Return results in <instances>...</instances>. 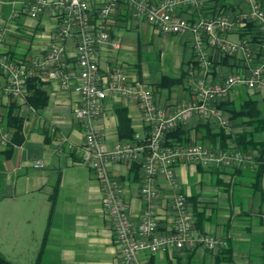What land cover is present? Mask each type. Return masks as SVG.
Segmentation results:
<instances>
[{
	"label": "crops",
	"instance_id": "crops-1",
	"mask_svg": "<svg viewBox=\"0 0 264 264\" xmlns=\"http://www.w3.org/2000/svg\"><path fill=\"white\" fill-rule=\"evenodd\" d=\"M11 6L8 11L0 7V29L5 31L1 52L6 56L31 65L34 57H41L54 41L58 18L55 10L47 9L38 17H31L26 6L33 0H0ZM54 1V0H50ZM96 15L105 0H87ZM264 6V0H259ZM246 9L243 0H199L197 5L181 1L176 13L190 20L201 16L223 13L235 17ZM108 21L112 40L126 30L147 36V45L135 51L129 43L114 48L108 42L98 45L99 70L105 80L114 67H123L129 78L150 87L159 106L172 110L196 99L198 86L224 81L228 76L247 71L244 53H222L202 35L203 43L197 44L192 31L168 33L152 25L144 16L136 18L126 0ZM153 29V30H152ZM172 35L175 41L169 47V60L162 48L156 54L163 69L151 67L143 59L142 51L152 50L155 32ZM226 38L240 42L239 32H226ZM75 40L66 43L67 70L71 75L68 86L46 73H38L47 103L34 107L28 101L26 85L21 97L0 96V119L7 138L0 133V253L16 264H117L119 248L114 234L113 221L103 207V190L94 169L83 156L84 125L75 113L79 94L75 89L76 53ZM258 54L255 63L262 62L258 45L250 46ZM203 61L207 62L206 66ZM173 69V73L166 72ZM164 77L167 80L164 81ZM176 79V82H172ZM6 78L0 75V84ZM252 98L264 115V91L249 89L242 83L235 84L229 93L216 103L225 102L224 117L227 126L216 119L199 115L180 123L193 135L200 123L216 129L224 127L227 133L253 130L245 124L246 118L232 119L231 107L240 109L243 102ZM21 119L20 143H14L16 127L8 122L9 116ZM95 125L102 132L104 142L112 147L128 134L140 141L149 135L150 128L143 119L142 108L134 98L108 96L101 102ZM262 134L257 132L256 139ZM231 138L227 139L230 142ZM219 148V139L215 142ZM252 160L245 167H223L214 164L182 163L175 168V188L165 175L158 177L161 196L150 200L140 193V168L136 161L112 163V177L123 188V199L128 206L134 225L140 221L143 210L153 205L159 220L158 234L167 233L172 227L174 212L172 201L178 192L187 195L190 209L195 202L203 213L202 231L227 241L231 259L218 264H261L264 244V203L261 193L254 187L251 170L257 152H247ZM41 160L42 166H35ZM239 169H242L241 171ZM264 188V176L262 180ZM194 214V213H193ZM199 232L195 229V233ZM225 246V247H226ZM211 250L197 244L175 252L145 251L141 258L150 264H215L222 249ZM39 258V261H38Z\"/></svg>",
	"mask_w": 264,
	"mask_h": 264
},
{
	"label": "built area",
	"instance_id": "built-area-1",
	"mask_svg": "<svg viewBox=\"0 0 264 264\" xmlns=\"http://www.w3.org/2000/svg\"><path fill=\"white\" fill-rule=\"evenodd\" d=\"M181 1L197 5L199 0H126L133 16H144L152 25L168 33L192 31L197 44L203 43L202 35L207 34L208 43L220 52L244 53L243 60L247 71L228 76L224 81L212 85L198 86L196 99L175 107L172 110L156 103L153 90L146 84L129 78L123 67H114L107 80L99 70L98 45L109 42L114 48L120 43L112 40L108 32V21L119 7L120 0H105L94 15L87 0H33L26 6L31 17H38L47 9L55 10L58 27L50 48L41 57H34L32 64L11 59L1 52L5 43V31L0 29V75L6 78L0 84V96L21 97L25 94L27 81L38 73H46L51 79H57L68 86L71 75L67 70L66 43L75 40L76 82L79 94L75 113L84 125L85 141L83 156L94 169L103 190V207L113 221V229L119 248L117 264H150L141 258V253L154 254L159 251L175 252L193 248L199 244L204 248L217 250L227 245V241L210 233L197 232L194 229V215L190 209L186 194L178 192L172 201L174 212L172 227L167 233L158 234L159 220L153 205L142 212L140 221L134 225L129 216L128 206L123 199L120 182L112 177L109 166L112 163L136 161L140 163V193L154 200L161 196L158 177L165 175L175 188L179 185L175 179V168L182 163L202 165L245 167L251 163V156L239 149L213 148L195 143L191 145L170 146L165 143L167 133L180 123L194 115L205 119H216L222 126L229 121L223 110L216 105L231 88L242 83L249 89L264 91V6L259 0H243L246 9L235 17L223 13L201 16L190 20L176 13ZM253 25V30L243 35L240 42L226 38V32H239ZM251 43L258 45L262 62L251 66L257 59ZM207 66L208 63L203 61ZM108 96H123L136 99L143 113V119L149 126L148 137L140 141L119 140L112 147L104 142L102 132L95 125L102 100ZM1 138L7 133L2 128ZM41 160L35 166H42Z\"/></svg>",
	"mask_w": 264,
	"mask_h": 264
},
{
	"label": "trees",
	"instance_id": "trees-1",
	"mask_svg": "<svg viewBox=\"0 0 264 264\" xmlns=\"http://www.w3.org/2000/svg\"><path fill=\"white\" fill-rule=\"evenodd\" d=\"M253 30V25L250 24L247 28L243 29L241 35H244ZM12 59V58H11ZM167 78L164 77V81ZM176 79H172V82H176ZM42 80L37 76H33L28 79L27 86L30 92L28 96L29 103L38 108L42 107L47 103V94L42 89ZM225 102L219 104V107L223 109ZM230 111L232 113L231 118H246L245 124L252 125L253 130H243L236 133H227L224 127L219 126L214 129L210 127L208 123H200L195 128L194 135L187 129H184L182 125H178L174 130L167 133L165 137V143L170 146L177 145H191L195 143H201L209 145L213 148L215 147V142L219 139L220 147L222 149L236 148L247 153L249 149H253L257 152L254 156V168L251 170V175L254 180V187L257 191L261 193V201L264 203V188L262 186V180L264 176V115L261 114L260 109L257 106L256 100L252 98L246 99L240 109L231 107ZM8 122L10 125L15 126L16 133L13 138L14 143H20L21 137L19 133L21 130V119L16 116H9ZM259 132L262 134L261 139H256V133ZM132 134V132H130ZM131 134H128L127 137L123 136V139L126 141H134L135 137ZM231 138L230 142H227V139ZM134 168H140V163L136 162L133 164ZM240 171L242 169H239ZM189 199V198H188ZM194 228L198 229L199 232L202 231L203 225V213L204 211L199 210L195 202L194 207ZM231 247L224 246L216 256L215 264H218L222 259L230 260L231 256ZM262 262L264 264V244L263 251L261 254ZM39 261V258H38ZM0 264H16L9 259H7L2 253H0Z\"/></svg>",
	"mask_w": 264,
	"mask_h": 264
},
{
	"label": "rangeland",
	"instance_id": "rangeland-1",
	"mask_svg": "<svg viewBox=\"0 0 264 264\" xmlns=\"http://www.w3.org/2000/svg\"><path fill=\"white\" fill-rule=\"evenodd\" d=\"M0 7H4L7 11L11 6H6L5 4H2V1H0ZM113 17H110L112 19ZM153 30V29H152ZM155 32V31H154ZM121 38L124 39L123 43L121 44L123 47L125 44L131 43L134 46L135 51L140 50V48L144 45H147V36H141L136 31L132 30H126V33L120 35L118 34L117 40L121 42ZM147 38V39H146ZM163 40L162 48L164 49V54H166L167 60L171 58V54L169 51V47L171 46L172 42L175 41L174 37L169 34H161L158 32L154 33V40L152 42V50H148L147 52L142 51V55H144L143 59L147 61V63L153 67L154 69L161 70L163 69V65L161 60L159 59V56L156 54L158 48L160 45L156 42L157 40ZM166 72L173 73L174 70L168 69ZM148 86V85H147ZM190 203V202H189ZM192 211V210H191ZM193 213V212H192ZM195 221V217H194ZM195 229V228H194Z\"/></svg>",
	"mask_w": 264,
	"mask_h": 264
}]
</instances>
